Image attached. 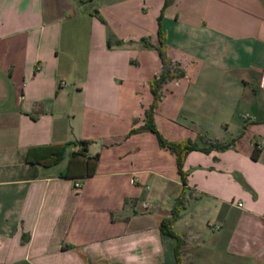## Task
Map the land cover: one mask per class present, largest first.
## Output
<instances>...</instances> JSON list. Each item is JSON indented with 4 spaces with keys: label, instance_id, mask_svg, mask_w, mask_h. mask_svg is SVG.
I'll list each match as a JSON object with an SVG mask.
<instances>
[{
    "label": "crops",
    "instance_id": "crops-1",
    "mask_svg": "<svg viewBox=\"0 0 264 264\" xmlns=\"http://www.w3.org/2000/svg\"><path fill=\"white\" fill-rule=\"evenodd\" d=\"M263 82L264 0H0V264H264Z\"/></svg>",
    "mask_w": 264,
    "mask_h": 264
},
{
    "label": "trees",
    "instance_id": "trees-1",
    "mask_svg": "<svg viewBox=\"0 0 264 264\" xmlns=\"http://www.w3.org/2000/svg\"><path fill=\"white\" fill-rule=\"evenodd\" d=\"M91 13L95 15L99 20L103 21L96 11H91ZM156 36H157L156 51L158 53L162 69L158 75L153 76L149 81L148 85L152 99L147 109L144 112V123L141 125L139 129H146L152 131L156 136L158 145L162 148H167L168 150L174 153L177 173L180 177L181 182L184 184L185 182L184 177L186 173L182 171L181 166H182L183 157L188 151L200 150L203 152H207L212 148L224 149L228 147V144L212 142V143H208L205 147H199L196 144L189 142L188 140L167 141L156 130L152 122V111L160 97L159 88L164 82L174 77L181 76L180 71L175 72L172 70L170 59H168L165 54L164 36L161 33L159 26L157 28ZM137 129L138 128L131 129L130 132H133ZM89 142H90L89 140H82V139L75 141V143L79 145V149L71 152V156L68 159L67 164L61 171H59L58 173L59 176L67 175V173L70 170V165L74 162L76 155H80ZM67 145L68 143H56V144L29 147L24 154L23 157L24 162L28 164H38L45 167L50 166L52 164L59 162L62 159ZM256 155H257V150L254 149L251 156L252 158H255ZM95 158L96 156L93 157V164ZM84 167H86L87 169L88 164L85 163ZM180 201H181V195L175 199L174 204L170 210V216L162 223L160 227L163 233H166L171 236H176L175 233L171 231L170 224L177 215L178 205L180 204Z\"/></svg>",
    "mask_w": 264,
    "mask_h": 264
},
{
    "label": "built area",
    "instance_id": "built-area-1",
    "mask_svg": "<svg viewBox=\"0 0 264 264\" xmlns=\"http://www.w3.org/2000/svg\"><path fill=\"white\" fill-rule=\"evenodd\" d=\"M262 84H263V86H264V82H263ZM75 186H78V183H75ZM238 205H239V203H238ZM143 206L145 207L146 204L144 203Z\"/></svg>",
    "mask_w": 264,
    "mask_h": 264
}]
</instances>
